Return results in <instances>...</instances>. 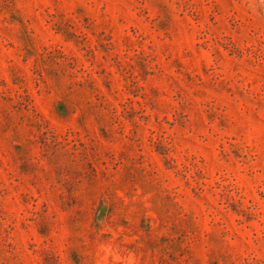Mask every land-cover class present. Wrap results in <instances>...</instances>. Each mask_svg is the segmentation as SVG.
<instances>
[{"label":"rangeland","instance_id":"rangeland-1","mask_svg":"<svg viewBox=\"0 0 264 264\" xmlns=\"http://www.w3.org/2000/svg\"><path fill=\"white\" fill-rule=\"evenodd\" d=\"M0 264H264V0H0Z\"/></svg>","mask_w":264,"mask_h":264}]
</instances>
